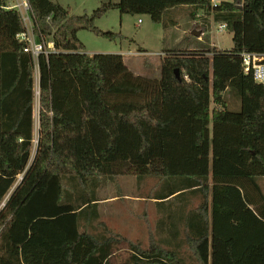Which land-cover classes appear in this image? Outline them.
Masks as SVG:
<instances>
[{"label":"trees","instance_id":"16d2710c","mask_svg":"<svg viewBox=\"0 0 264 264\" xmlns=\"http://www.w3.org/2000/svg\"><path fill=\"white\" fill-rule=\"evenodd\" d=\"M29 3L34 33L58 51L34 59L17 37L25 26L18 11L0 7V264H188L179 250L181 230L195 264H264V191L256 179L264 175V84L243 71L240 56L264 52V0H103L89 13H71L53 0ZM179 5L210 9L232 32V47L171 49L161 57L158 77L130 69L109 76L99 55L82 51L80 28L122 37L94 22L109 8L161 21ZM91 88L95 107L128 110L116 115L112 135L88 112ZM227 94L238 99L235 107ZM62 119L83 124L103 169L50 168L61 165L55 136ZM150 163L159 165L160 186L148 195L157 204L186 193L200 200L188 209L187 197L167 212L169 236L151 233L144 247L99 219L97 189Z\"/></svg>","mask_w":264,"mask_h":264},{"label":"rangeland","instance_id":"374dc122","mask_svg":"<svg viewBox=\"0 0 264 264\" xmlns=\"http://www.w3.org/2000/svg\"><path fill=\"white\" fill-rule=\"evenodd\" d=\"M53 1L68 6L71 13H89L103 0ZM138 18H141L139 22ZM94 22L101 29L119 31L122 34V37L110 39L86 28H80L77 31V36L84 44L82 51L99 55L103 61L104 71L109 76L123 69H130L134 73L158 77L161 57L168 54L171 49H182L186 39L187 41H193L192 46L195 47L215 46L218 49L232 47V32L227 27L224 29L217 27L218 21L213 18L212 11L204 8L201 10L200 7L193 9V6L190 5H179L168 9L162 15L161 21H153L146 13H121L117 8H109ZM45 38L49 39V37ZM213 42L217 46L211 45ZM113 51L120 52L116 53V58L109 59V52ZM36 75L38 77L37 71H35L34 81H36ZM92 76L94 78V75ZM86 80L89 86H93L94 81L91 76L87 75ZM90 91L92 94L87 99L88 112L94 111L93 113L99 122L107 128L111 135L114 134L116 115L128 111L127 108L115 107L117 114H113L108 108L95 107L96 100L93 96L95 91L93 88ZM37 100V95H35L33 104L35 132L38 122ZM226 100L229 107H235L238 104V99L233 94H227ZM212 105H214L213 101H211ZM135 109L136 111L142 110V108ZM143 109L149 115H155L151 107L146 106ZM126 119L130 118L126 117ZM57 128L60 134L58 139L56 138L58 135L55 136V149L61 157V165L54 167L51 164L50 168L70 171L72 167L80 168L96 165L103 169L99 158L90 153L83 124H73L66 119H62L57 124ZM54 131L57 133L56 128ZM32 149L31 158L34 147ZM158 168L157 163L129 167L125 173L116 175L112 180L107 178L105 181L108 182V185L99 191L101 183L98 187L99 192L97 191L98 199L106 198L114 192H120L121 196L116 200L109 199L106 202L104 200L99 202L98 200L99 219L103 220L111 230L119 232L129 239L139 241L144 247L148 246L151 233L162 239L169 236L167 212L183 204L182 200L187 197L188 202H185L184 206L188 209H192L200 200L199 194L186 193L184 199L173 196L163 200L161 202L163 203L161 204L162 207L157 204L158 201L150 199L148 195L156 192L160 186L159 177L154 175L159 171ZM139 175L143 176L139 177ZM21 176L22 173L16 175L14 185ZM256 179L264 191V175L257 176ZM160 219H164V223ZM180 225L183 227L182 223ZM183 236L181 230L179 250L188 264H195V258ZM171 242L174 244V241ZM163 244L168 245L169 243L163 242Z\"/></svg>","mask_w":264,"mask_h":264},{"label":"built area","instance_id":"2783aa9c","mask_svg":"<svg viewBox=\"0 0 264 264\" xmlns=\"http://www.w3.org/2000/svg\"><path fill=\"white\" fill-rule=\"evenodd\" d=\"M210 5L218 3L220 0H209ZM0 7L4 9H15L18 11L23 23L24 30L17 34L20 40L25 41L24 50L29 51L34 59L39 53L56 52L52 40H45L39 38L33 31L32 13L29 0H0ZM202 10L203 8L200 7ZM138 22L141 18L137 19ZM217 27L219 29L226 28L225 21H218ZM243 71L251 73L253 79L259 83L264 84V52L242 50L240 52ZM37 70V68H36ZM38 94V89L36 90Z\"/></svg>","mask_w":264,"mask_h":264},{"label":"crops","instance_id":"0c3cea01","mask_svg":"<svg viewBox=\"0 0 264 264\" xmlns=\"http://www.w3.org/2000/svg\"><path fill=\"white\" fill-rule=\"evenodd\" d=\"M201 12V11H200ZM197 39V38H196ZM199 40V39H198ZM192 44H193V41L191 42V41H187V39L185 40V42L183 43V47H182V49H190V48H195V46H192ZM211 45H216L217 46V44L215 43V42H213V44H211ZM86 52V51H85ZM117 52H120V51H113V52H109L110 54H116ZM89 54V53H88ZM91 54V53H90ZM91 55H94V53H92ZM35 71H37L36 69L34 70V76H35ZM38 72V71H37ZM38 89V77H37V75H36V81H34V92H35V95H37V92H36V90ZM37 98H38V95H37ZM38 101V100H37ZM34 104V103H33ZM33 114V113H32ZM33 127H34V117H33ZM37 127H38V122H37ZM35 132V131H34ZM37 133V129H36V132H35V134ZM112 180V179H111ZM108 185V182L107 181H105L104 183H102L101 184V187L99 188V191H100V189H102V188H104V187H106ZM97 191H98V189H97ZM98 191V192H99ZM115 191V190H114ZM119 196H121L120 195V192H114V193H111L108 197H106V198H99L98 200H99V202H102V200H104L105 202L106 201H108L109 199L110 200H116ZM99 197H100V194H99ZM150 199H152V200H155V201H158V199L157 198H155V197H150Z\"/></svg>","mask_w":264,"mask_h":264},{"label":"water","instance_id":"95a60500","mask_svg":"<svg viewBox=\"0 0 264 264\" xmlns=\"http://www.w3.org/2000/svg\"><path fill=\"white\" fill-rule=\"evenodd\" d=\"M174 70H175V74H176V76L179 77L178 68H175Z\"/></svg>","mask_w":264,"mask_h":264}]
</instances>
